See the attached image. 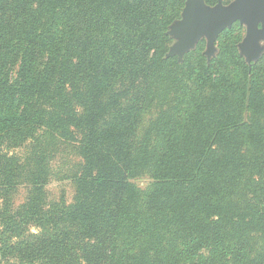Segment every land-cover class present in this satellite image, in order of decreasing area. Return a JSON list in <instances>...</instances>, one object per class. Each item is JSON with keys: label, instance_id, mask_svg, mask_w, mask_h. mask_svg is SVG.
<instances>
[{"label": "trees", "instance_id": "1", "mask_svg": "<svg viewBox=\"0 0 264 264\" xmlns=\"http://www.w3.org/2000/svg\"><path fill=\"white\" fill-rule=\"evenodd\" d=\"M184 4L0 0V264H264V56L166 58Z\"/></svg>", "mask_w": 264, "mask_h": 264}, {"label": "water", "instance_id": "2", "mask_svg": "<svg viewBox=\"0 0 264 264\" xmlns=\"http://www.w3.org/2000/svg\"><path fill=\"white\" fill-rule=\"evenodd\" d=\"M236 23L245 27V37L238 50L250 66L264 53V0H233L228 5L217 0L213 7L204 0H186L181 19L170 27L168 34L176 42L166 58L177 57L181 63L185 54L205 40L204 56L209 62L215 54L218 37Z\"/></svg>", "mask_w": 264, "mask_h": 264}, {"label": "rangeland", "instance_id": "3", "mask_svg": "<svg viewBox=\"0 0 264 264\" xmlns=\"http://www.w3.org/2000/svg\"><path fill=\"white\" fill-rule=\"evenodd\" d=\"M232 1L233 0H222V4L228 5ZM185 2H186V0H185ZM204 2H205V0H204ZM205 4H206V2H205ZM215 5H213V6H215ZM184 6H185V4H184ZM207 6H209V5H207ZM213 6H209V7H213ZM181 14H182V12L180 13L179 19L174 21L169 26L168 31H167V35L170 37V39L172 41L170 48L175 44L176 41L168 33L170 31V27L181 19ZM232 27H233L232 29L230 28L231 29L230 33H228L224 37H221L220 39L218 37V39L215 43V54L212 58H215L218 55L220 47H222L226 44L230 45V44H233L235 42L237 43L236 48L238 51V55L241 58H243L239 54L238 45L242 42L243 38L245 37V27L239 25L238 23L234 24ZM201 41H204L205 47H206L205 40H201ZM205 47L203 50V55H204ZM170 48H169V51H170ZM195 49H196V47H195ZM195 49H193L192 51H194ZM192 51H190V52H192ZM190 52H188V53H190ZM187 54H185V55H187ZM263 56H264V53H263L262 57ZM182 61H183V59H182ZM30 146H31L30 143H26L21 147H18L16 149L11 150L10 152L13 155L19 156L21 159H24L28 154ZM80 163H81V160L76 156L72 146L57 143V147H55V152L53 153V157H52L51 162H50V178H49V182L46 186V194H47L48 200L50 202H60L63 200L66 204L72 203L73 197H74V185H73V182L71 179H72V176L74 175V173L76 172V170L78 169V166L80 165ZM147 182H148V180L143 178V179L136 181L135 183L139 187L144 188L145 185L147 184ZM26 191L27 190H26L24 185H21L18 187L17 192L13 196L14 197L13 198V204L15 207L24 203L26 196H27Z\"/></svg>", "mask_w": 264, "mask_h": 264}]
</instances>
